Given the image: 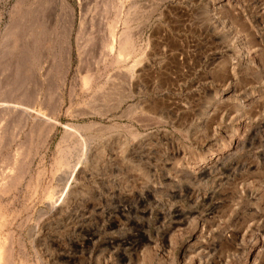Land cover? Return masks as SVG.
I'll return each mask as SVG.
<instances>
[{
	"label": "rangeland",
	"instance_id": "rangeland-1",
	"mask_svg": "<svg viewBox=\"0 0 264 264\" xmlns=\"http://www.w3.org/2000/svg\"><path fill=\"white\" fill-rule=\"evenodd\" d=\"M65 1L0 0V264H264V0Z\"/></svg>",
	"mask_w": 264,
	"mask_h": 264
},
{
	"label": "bare ground",
	"instance_id": "bare-ground-1",
	"mask_svg": "<svg viewBox=\"0 0 264 264\" xmlns=\"http://www.w3.org/2000/svg\"><path fill=\"white\" fill-rule=\"evenodd\" d=\"M54 1V0H53ZM54 3V2H53ZM55 3H56V5L57 6H59L60 8H62L63 10H64V12H65V14H67V16L69 15V17H73L72 16V14H73V12H74V9L72 8V6L67 2V1H65V0H55ZM61 10V9H60ZM68 29V28H67ZM113 40V39H112ZM123 41H125V39L123 40ZM120 44V43H119ZM128 46V45H127ZM126 48V47H125ZM112 49H113V46H111L110 47V51H112ZM121 52H122V50H121ZM123 53V52H122ZM120 56V55H119ZM118 57V56H117ZM116 57V58H117ZM120 59H121V57H119ZM118 58V59H119ZM205 162H208L209 161V159L208 160H204Z\"/></svg>",
	"mask_w": 264,
	"mask_h": 264
}]
</instances>
